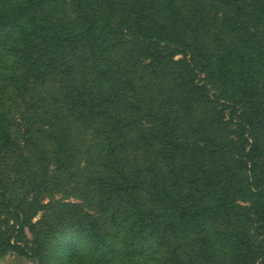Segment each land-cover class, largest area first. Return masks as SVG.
<instances>
[{
	"label": "trees",
	"instance_id": "obj_1",
	"mask_svg": "<svg viewBox=\"0 0 264 264\" xmlns=\"http://www.w3.org/2000/svg\"><path fill=\"white\" fill-rule=\"evenodd\" d=\"M52 77L63 100L35 92ZM9 88L37 97L52 160L12 133ZM71 120L106 138L107 171L33 223ZM0 174L12 264H264V0H0Z\"/></svg>",
	"mask_w": 264,
	"mask_h": 264
},
{
	"label": "rangeland",
	"instance_id": "obj_2",
	"mask_svg": "<svg viewBox=\"0 0 264 264\" xmlns=\"http://www.w3.org/2000/svg\"><path fill=\"white\" fill-rule=\"evenodd\" d=\"M219 6V5H218ZM222 9V8H221ZM212 45L214 41L212 35L207 37ZM214 38L216 36L214 35ZM213 47V45H212ZM181 57H177L179 59ZM59 79L50 78L46 83L35 85V92L37 95L41 94L44 98L51 99L53 97L62 99L63 88ZM64 95V94H63ZM61 97V98H60ZM35 99V101H34ZM63 100V99H62ZM6 110L9 113L12 123V133L15 138L25 142L26 146H30L34 142V146L43 147L52 160L54 146L52 142L46 139L39 131L42 128V111L39 110V102L37 97L28 98L27 101L17 98L14 89L9 88L6 96ZM63 102V101H62ZM40 105V104H39ZM43 106H41L42 109ZM43 110V109H42ZM70 122V140L69 149L71 150V159L66 167L60 168L55 161L50 168V178L48 179V190L41 198V202L46 205L45 209L40 211L33 219V223H41L54 219L58 214L57 206L60 203L76 204L85 206V189L90 177L95 174H103L107 171L105 167L110 161V152L106 138L98 134L96 129L84 123L69 121ZM35 140L32 141L31 140ZM38 141V142H36ZM13 172H7L9 175V182L5 185L8 188L10 195H13L16 200L27 199L28 185L21 178L13 177ZM0 174V178L6 175ZM8 178V177H7ZM238 206L246 207L248 202L245 199H239ZM97 218H101L97 211L92 209L87 210ZM226 223L216 220L207 229L209 233L213 234L226 228ZM25 243L29 248H32L33 236L28 229L25 230ZM12 255L0 258V264H12ZM26 264H37L33 258L26 261Z\"/></svg>",
	"mask_w": 264,
	"mask_h": 264
}]
</instances>
